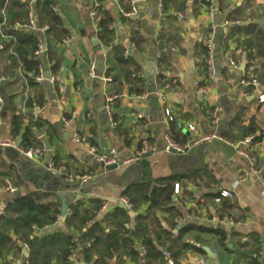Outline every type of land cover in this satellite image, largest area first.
<instances>
[{"label": "crops", "instance_id": "1", "mask_svg": "<svg viewBox=\"0 0 264 264\" xmlns=\"http://www.w3.org/2000/svg\"><path fill=\"white\" fill-rule=\"evenodd\" d=\"M99 1L102 10L114 18L110 24L114 32L107 37L106 45L97 37L96 22L89 15L92 0H54V15L68 36L53 44L46 43L45 30L49 25L40 23L36 0H27L28 13L34 12L37 26L45 28L44 32L28 31L38 34L46 47L42 57L44 74L53 77V82L45 80L34 88L30 87L22 71L19 68L8 70L3 66L2 55L0 57V78L4 79L0 82V141L15 140L16 143L20 138L19 148L22 141H30V136L12 135V117L20 115L23 128L28 127L32 136L41 143L30 147L43 146L40 137L44 136L52 148L40 161H32L24 158L15 147L0 146V171L9 173L8 177H0V212L12 196L31 190L43 191L58 201L61 216L65 218L69 206L77 204L79 200L87 202L99 199L103 203L95 217L98 220L118 207L113 200L124 198L129 203V197L124 192L142 183L173 176L174 187L176 184L179 187L178 193H174L173 188L171 195L179 213L172 219L171 233L176 237L188 226L214 229L219 226L215 223L219 218L230 216L241 221L236 226H221L227 234L225 246L220 245L217 237L209 232L197 229L186 232L182 240L199 249V246H207L215 256L209 258L204 252L202 254L188 248L178 258V264H264V103H258L249 90L240 85L243 77L253 75L263 79L264 76H261L258 59L247 58L234 38L224 42L228 30L233 26L222 27L216 32L212 59H207V67L210 64L213 66V74L207 76L206 70L204 83L199 86L200 93H196L194 88L203 78L204 66L199 45L208 37L209 22L213 20L219 23L229 18L239 20L241 24L237 26L258 23L264 28V0H215L213 6L219 12L212 18L207 14L208 4L203 5L200 0H184V5L177 10L169 2L168 9L159 10L158 0H137L138 12L134 19L131 18L132 21L123 19L119 13L118 8L122 6L120 0ZM232 13L241 18H234ZM133 30L140 38L139 45L131 39ZM93 37L101 50L91 43ZM167 38L171 39L168 48H162L161 44ZM47 45L54 52L55 58L52 60ZM114 48L128 49V56L137 63L139 74L145 80L143 93H146V97L140 99L129 93L127 85L115 92L116 82L122 80V74L121 66L114 58ZM8 53H13L12 49ZM163 56L166 67L159 63ZM230 60L238 67H232ZM108 68L111 69L112 79L115 77L117 81L106 85L102 78ZM160 72L170 79H177L182 91V94L175 91L168 93L165 103L155 94L161 87L156 80ZM106 88L119 95L114 106L115 127H111L107 121L103 96ZM205 105L221 107L218 126L208 124L202 110ZM166 108L175 123V132L185 139H174L172 121L168 124L164 112ZM138 114L144 118L139 119ZM62 116L71 118L69 126L62 122ZM236 118L244 126L251 123L257 128L250 135H256L258 139H253L249 148L258 159V167L261 168L259 176L251 172L248 158L238 154L227 141L214 140L195 145L184 154L161 151L168 125L173 139L180 143L188 139L186 125L190 123L201 134L223 135L229 129L236 134L235 141H238L241 130H235L231 125ZM74 133L85 138L83 144L74 140ZM246 136L249 134L244 133L243 138ZM143 142L155 144L156 151L119 163L115 170L102 168L89 152L90 147H95L100 153L114 149L121 162L131 157ZM48 161L55 166H64L68 175H86L89 178L83 182L66 183L62 176L50 174L46 168ZM243 173H248L249 178L236 184L238 176ZM7 183L17 187V192H6ZM222 190L233 194L232 198L223 199L225 208L222 202H214ZM85 204L88 206V203ZM145 208L143 204L134 212L129 204L126 211L132 212V216L129 212L128 215L133 218ZM158 215L162 225L168 228L164 219L169 214L159 212ZM63 222L58 221L38 233L51 232L62 227ZM133 225L131 220L126 227L133 228ZM62 229L66 231V228ZM137 245L142 246L139 241L134 244ZM27 255L23 253V256L11 259V264H28ZM74 263L86 264L73 260ZM143 263V258L138 263L128 258L124 264ZM164 264H167L165 258Z\"/></svg>", "mask_w": 264, "mask_h": 264}, {"label": "trees", "instance_id": "2", "mask_svg": "<svg viewBox=\"0 0 264 264\" xmlns=\"http://www.w3.org/2000/svg\"><path fill=\"white\" fill-rule=\"evenodd\" d=\"M168 2L174 4L177 10L184 5L185 1L163 0V10L168 9ZM200 2L203 5L207 3L206 0H200ZM53 3L54 0H36L40 23L49 25V28L45 30L46 43L52 42V44L55 41H62L68 36V32L54 15ZM120 3L124 10L129 9L130 0H120ZM27 14V0H0V43L4 46L0 50V57L2 55L4 67L11 71L19 68L28 85L34 88L37 85L34 76L38 64L34 51L41 43V38L36 33L13 26L16 21L25 22ZM232 16L241 18L240 15L234 13ZM122 18L132 21L131 17L122 16ZM94 20L98 29L97 37L105 45L108 44L107 37L114 32V28L110 27L114 18L100 8ZM131 35L132 41L139 45L140 38L137 31L133 30ZM236 35L237 37H235ZM163 36H160V39ZM231 38H234L237 46L242 47L247 58L258 59L261 76H264L263 26L258 23L233 26L228 30L224 42ZM170 40L167 38L161 47L168 48ZM199 48L204 66L203 78L198 83L201 86L204 83L207 70L208 52L204 43L200 44ZM10 49L13 53H8ZM47 51L52 60L54 52L49 49L48 45ZM114 58L121 66L122 74V80L118 83L115 77L112 79L116 82L115 92H119L123 86L127 85L129 93L141 95L145 90V80L139 74L137 63L131 56H125L120 48H114ZM159 63L166 67L165 56L159 59ZM110 72L111 69L108 68L105 75L109 76ZM156 80L160 86H163L170 78L164 72H160L157 74ZM28 105L32 104L28 103ZM22 121V116L13 115L12 135L22 134L24 138L27 136L31 138L29 142L28 139L24 140V143L22 141L20 149L41 145L40 141L32 136L28 127L23 128ZM171 125L174 139L177 141L178 137L185 139L175 132L174 121L171 122ZM231 125L235 130H243V134H254L257 130L256 126L251 123L244 126L239 118H236ZM222 136L229 141L237 140L236 134L229 129ZM253 139L257 141L258 136L254 135ZM2 176L8 177L9 173L0 171V177ZM174 181L175 177L173 176L160 178L152 183L139 184L124 192L129 197V204L134 212L143 204L146 205L145 210L142 213H136L133 218H130L126 210L115 207L113 213L105 214L97 220L95 217L103 202L99 199L87 202L79 200L77 204L69 206L68 214L62 223V227L66 228V231L60 227L44 234H39L38 231L58 223V218L61 216L59 202L53 200L49 194L43 191L28 190L24 194L12 196L0 212V264H11V259L23 256V244L28 246L26 257L28 264H72L73 260L86 264H124L128 258L135 263L143 258V264H164L162 255L164 250L171 254L173 263L178 264V258L185 249H195L203 254L201 249L182 240L183 235L191 229L209 232L217 237L220 245L225 246L227 234L221 228L188 226L182 229L177 237L171 233L172 219L179 214L171 197ZM221 202L225 208L226 202H223V199ZM85 203H88V206H85ZM159 212L169 214V217L164 219L168 228L162 225ZM131 220L134 222L133 228L126 227ZM138 241L145 249L143 255L133 250L134 244Z\"/></svg>", "mask_w": 264, "mask_h": 264}, {"label": "built area", "instance_id": "3", "mask_svg": "<svg viewBox=\"0 0 264 264\" xmlns=\"http://www.w3.org/2000/svg\"><path fill=\"white\" fill-rule=\"evenodd\" d=\"M146 1V0H144ZM215 0H206L207 4H208V10H207V14L212 18L215 13L219 12L218 10H216L213 6ZM163 0H158V8L159 10H163ZM101 8V2L99 0H92V5L89 11V15L92 19H95V17L97 16V12L98 10ZM118 11L121 15L125 16V17H135L138 9L136 6V1L134 0H130L129 3V9L128 10H124L122 7L118 8ZM181 16V14H180ZM241 22L237 19H229V18H224L222 19L219 23L215 22V21H210L208 24V37L205 39L204 45L207 49L208 52V59L211 60L212 59V54L214 51V36L216 34V32L222 28V27H230V26H237L240 25ZM14 28H18V29H26V30H33V31H38V32H44L45 28H39L37 26L36 23V16L35 13L30 11L27 14V20L25 22H14L13 23ZM112 26V25H110ZM98 30V29H97ZM3 44H0V50L3 49ZM46 52V47L45 45L41 42L37 48L34 51V56L38 59V64H37V72L34 76V80L37 83H41L45 80H48L50 83L53 82V77H46L44 74V64L42 61V57ZM123 54L125 56L129 55V51L127 48L124 49ZM230 65L234 68H237V64L233 61L230 60ZM213 66L210 64L207 67V76H212L213 74ZM4 80L3 78H0V82ZM103 82L106 85H109L112 83V77L106 76L104 75L102 78ZM240 85L246 89L249 90V92L252 94L253 97H255L256 101L258 103H264V78L263 79H258L256 76H248V77H243L240 80ZM195 91L196 93H200L201 89L199 87V84L196 83L195 84ZM177 92L179 94H182L181 89L178 86L177 83V79H170L168 82H166L163 86H161L160 88H158L155 92V94L157 95V97L161 100L162 103H165L167 101V95L170 92ZM103 96H104V108H105V112L107 114L108 120H109V124L111 127H115L116 126V122L113 119V114H114V106L116 101L119 98V95L117 93H115L114 91H112L111 89H104L103 91ZM146 97V93H143L139 96H137V98H144ZM1 102V100H0ZM202 110L206 116L207 122L210 126H218V124L220 123V119H221V112L222 109L219 105H205L202 107ZM165 115L167 117L168 120V124L173 120L172 116L169 113V110L166 108L164 110ZM138 118L139 119H143L144 116L141 114H138ZM71 118H66L65 116H62V122L69 126L71 124ZM186 131L188 133V139L185 140V142H176L172 135H171V128L168 125V129L166 131V134L164 135V143L161 147V151L163 153L166 154H171L172 151L175 152V154H184L186 153L192 146L195 145H199V144H203V143H210L214 140H218V141H227L228 143H230L231 145L234 146V148L237 150L238 154L243 155L245 157L248 158L249 163H250V170L253 174L255 175H260L261 174V168L258 167V159L256 157L255 154L252 153V150L250 147L252 140H253V136L249 135L246 136L238 141L235 142H230L228 140H226L222 135L218 134V133H211V134H201L198 130V128L194 125V124H187L186 125ZM74 136V140L80 144H83L85 141V138L77 133L73 134ZM0 146L2 147H15L17 148V150L20 152V154L28 159V160H32V161H40L41 159H43V157L46 154V150L43 146H34V147H29L26 149H20L18 146H16L15 144V140L12 141H0ZM157 149V146L155 144H150L148 142H143L141 143L140 148H138L135 153L129 157L126 160L123 161H119L116 152L114 149H110L105 153H100L97 151V149L95 147H90L89 148V152L90 154L94 157V159L98 162V163H102L104 166H109V165H119V163H125V162H129L135 159H139L149 153H153L155 152ZM46 168L47 170L50 172V174L52 175H56V176H62L64 181L66 183H71L73 181H86L89 176L86 175H68L65 171V167L64 166H55L54 163L52 161H48L46 163ZM249 178V174L248 173H243L240 174L237 178L236 184H240L245 182L247 179ZM263 185H264V180L262 181ZM178 184L175 185L174 187V193H178ZM17 187L10 185L9 183H7L6 187H5V191L8 192L9 194H14L17 192ZM233 194L231 191H226V190H222L218 193V195L214 198V202L216 203H220L222 199H226V198H232ZM126 207L129 209V203L126 199L122 198L121 199ZM0 206H1V199H0ZM106 207L103 206L102 208L104 209ZM60 217L58 218L59 221ZM215 223L219 226L222 225H229V226H236L238 224L241 223L240 220H236L233 217H226V218H219L215 220ZM27 244H23L22 245V249L23 252L27 251ZM134 250L140 251V252H145V249L143 246H134L133 247ZM162 255L165 258L167 264H173V259L171 254L167 251L164 250L162 251ZM72 259V258H71ZM202 264V263H200Z\"/></svg>", "mask_w": 264, "mask_h": 264}, {"label": "water", "instance_id": "4", "mask_svg": "<svg viewBox=\"0 0 264 264\" xmlns=\"http://www.w3.org/2000/svg\"><path fill=\"white\" fill-rule=\"evenodd\" d=\"M134 1H137V0H134ZM131 18L134 19L133 17H131ZM91 43H92L95 47H97L98 50H101V47L99 46L98 41L96 40V38H94V37L91 38ZM99 75H100V74H99ZM106 116H107V114H106ZM107 119H108V117H107ZM107 121H108V124H109V120H107ZM242 131H243V130H241L240 133H239V135H238V138H239V139H242V138H243V133H242ZM20 140H21V139L19 138V140L16 141V143H15L16 146L19 145ZM40 140H41L42 145H43V147L45 148L46 151H51V150H52V148H51V146H50L48 140H47L44 136L40 137ZM172 153L175 154L174 151H172ZM117 166H118V165H116V164L109 165V166H104V165L101 163V167L104 168V169H106V170H115V169L117 168ZM113 203H117V206H118L119 208H121V209L128 210V208L126 207L125 203H124L122 200H118V201L113 200ZM65 209H66V208H65ZM128 212H129V214H130L131 216L133 215L132 212H130V211H128ZM64 219H65V216L62 215V216L60 217L59 221L63 222ZM215 228H223V227H221V226H217V227H215ZM199 247H200V249H201V250H202V251H203V252H204L209 258H212V257L215 256V253H214L209 247H207V246H199ZM23 253H24L25 255L27 254L26 251H24ZM74 264H75V263H74Z\"/></svg>", "mask_w": 264, "mask_h": 264}]
</instances>
